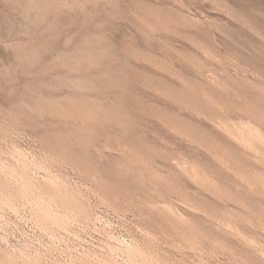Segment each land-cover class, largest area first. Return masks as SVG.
Masks as SVG:
<instances>
[{
  "label": "rangeland",
  "instance_id": "obj_1",
  "mask_svg": "<svg viewBox=\"0 0 264 264\" xmlns=\"http://www.w3.org/2000/svg\"><path fill=\"white\" fill-rule=\"evenodd\" d=\"M0 183V264H264V0H0Z\"/></svg>",
  "mask_w": 264,
  "mask_h": 264
},
{
  "label": "bare ground",
  "instance_id": "obj_2",
  "mask_svg": "<svg viewBox=\"0 0 264 264\" xmlns=\"http://www.w3.org/2000/svg\"><path fill=\"white\" fill-rule=\"evenodd\" d=\"M232 128V127H231ZM249 128V127H248ZM239 129V128H238ZM246 129V128H245ZM245 129L243 130V131H245ZM227 130H228V128H227ZM253 129L252 128H249L248 129V135H250L249 134V132L250 131H252ZM232 131V130H231ZM242 131V130H241ZM253 132H255V131H253ZM253 132H250V133H253ZM232 133V132H231ZM235 133V132H234ZM238 133V132H237ZM240 133V132H239ZM245 133V132H244ZM246 133V134H247ZM254 134V133H253ZM255 135V134H254ZM257 136V135H256ZM237 137V136H236ZM252 138V137H251ZM240 140V139H239ZM242 140H244V139H242ZM255 140V139H254ZM3 169L4 170H6V172H8L9 173V176L11 175V176H13L14 174H15V171H11L10 169H8L7 167H4L3 166ZM2 169V170H3ZM12 169H14V168H12ZM23 171V170H22ZM17 174V173H16ZM7 175V174H6ZM10 176V177H11ZM16 176V175H15ZM18 177H19V175H17ZM21 177V176H20ZM22 177H23V175H22ZM13 179V178H12ZM19 179H21V178H19ZM20 181H22V185H23V187H24V189L25 188H27V189H35L37 186H36V184H34L32 181H31V179L29 180H27V179H24V178H22V180H20ZM20 181H19V183H20ZM39 183V182H38ZM21 185V184H20ZM3 183H0V208L1 207H6V208H8L9 210H10V212H13L14 213V215H18V206L16 205V201H14V198L12 197V195L11 194H8L7 192H5L4 191V189H3ZM5 186V185H4ZM39 187H37L36 189H38ZM19 189H20V187H19ZM28 191V190H27ZM53 193V192H52ZM26 195V194H25ZM55 199V198H54ZM22 200V199H21ZM55 201V200H54ZM43 202V201H42ZM60 202V201H59ZM51 203H53V202H51ZM44 204V203H43ZM45 207H40L39 206V208H37L38 210H37V212H36V214H35V219L36 220H34V221H37V223H39V224H41V225H43V227L45 226L46 227V225L48 224V223H53V224H55V225H59V226H61V224H62V218H64V217H59L60 219H58L57 218V214L56 215H53V214H51V205H50V203L49 202H45V205H44ZM8 210V211H9ZM170 211V210H169ZM21 216V215H20ZM19 216V217H20ZM4 219V216L0 213V221H2ZM16 219H18V218H16ZM30 219V218H29ZM61 220V221H60ZM28 221H30V220H28ZM61 223V224H60ZM49 225V224H48ZM44 227V228H45ZM63 226H61V228H62ZM53 235V234H52ZM120 236V235H119ZM119 236H114V235H110V238H111V240L112 241H115L117 244H118V246L120 247V250H121V252H122V255H124L125 256V254H127V261H129L130 263H131V258H132V260H134V257L132 256L131 257V255H130V253L132 254L133 253V251H134V246L132 247L131 246V244H129V243H126V241H125V238H124V240L121 238L120 239V237ZM7 237V236H6ZM53 237V236H52ZM20 244V243H19ZM21 245V244H20ZM20 247H22V246H20ZM24 247V246H23ZM27 249V248H26ZM26 249H25V251H26ZM115 249H118L119 250V248H114L113 249V251H112V253H110L108 256H106V258H108V259H106V258H104V259H101V258H97V261L95 260L94 262H89V263H84L83 261H80L79 263H76V264H123V262L122 263H120V262H118V257L119 256H121V255H119V251L117 252ZM21 251H22V249H21ZM131 251V252H130ZM114 252V253H113ZM20 253H22V252H20ZM84 254V253H83ZM116 254V255H115ZM22 255V254H21ZM28 255V254H27ZM117 255H118V257H117ZM135 255V254H134ZM31 256V255H30ZM22 257H24V255L22 256ZM26 257V256H25ZM30 258V257H29ZM29 258H27V259H29ZM34 258V257H33ZM24 259V258H23ZM27 259H26V264L29 262L30 264H35L36 263V259L35 260H30V261H28L27 262ZM72 259H74V257H72L71 258V260ZM83 258H81V259H79V260H82ZM85 259V258H84ZM120 260V259H119ZM122 260V259H121ZM78 261V260H77ZM89 261H90V259H89ZM123 261V260H122ZM83 262V263H82ZM28 263V264H29ZM67 264H69V263H67ZM74 264V263H73ZM133 264H135V263H133Z\"/></svg>",
  "mask_w": 264,
  "mask_h": 264
}]
</instances>
